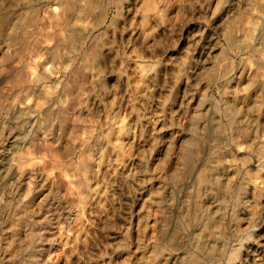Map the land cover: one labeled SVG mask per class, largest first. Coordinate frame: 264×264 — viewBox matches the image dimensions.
<instances>
[{
    "label": "rangeland",
    "instance_id": "rangeland-1",
    "mask_svg": "<svg viewBox=\"0 0 264 264\" xmlns=\"http://www.w3.org/2000/svg\"><path fill=\"white\" fill-rule=\"evenodd\" d=\"M83 1L0 0V264H264V0Z\"/></svg>",
    "mask_w": 264,
    "mask_h": 264
},
{
    "label": "bare ground",
    "instance_id": "bare-ground-1",
    "mask_svg": "<svg viewBox=\"0 0 264 264\" xmlns=\"http://www.w3.org/2000/svg\"><path fill=\"white\" fill-rule=\"evenodd\" d=\"M61 2H60V4H58V6H52L51 8H50V12H52L54 9H56V7L57 8H60L59 10H60V12H61V10H65V11H67L68 9L70 10H72V8H74L73 6L74 5H77L78 4V0H60ZM85 1V0H84ZM83 1V2H84ZM93 1V0H92ZM112 1H116V0H112ZM86 2V1H85ZM88 5H90L92 2H91V0H87V2H86ZM93 3H94V1H93ZM93 3L91 4V7H92V5H93ZM97 3V2H96ZM80 4V3H79ZM114 4V3H113ZM55 7V8H54ZM79 7V6H78ZM75 9V8H74ZM78 9H80V8H78ZM87 9L89 10V8L87 7ZM58 10V11H59ZM56 11V10H55ZM54 12V11H53ZM62 13H63V11H62ZM65 13V12H64ZM31 15V14H30ZM66 15V14H65ZM50 16V15H49ZM51 16H52V14H51ZM74 36V33H73V31L70 33V35L69 36ZM71 41H73V39H71ZM43 90L44 91H46V92H50L51 90H52V86H46V87H44L43 88ZM82 100L83 99H81V101H80V103H79V105H82V104H85V103H87L86 101H84V102H82ZM86 100V99H85ZM19 102V101H18ZM20 102L22 103V104H20V105H23L22 107H28V106H30V103H29V101H21L20 100ZM87 105V104H86ZM85 105V106H86ZM82 106H84V105H82ZM19 107V106H18ZM78 112H80V110L78 111ZM79 115V114H78ZM80 115H81V113H80ZM79 115V116H80ZM77 118V117H76ZM78 127V126H77ZM70 128V127H69ZM88 128V127H87ZM74 129H76L75 127H74ZM79 128H77V130H78ZM91 129V128H90ZM68 130V129H67ZM70 130H71V132H70ZM69 130V134H70V136H73V137H70L71 138V140H72V138H74L75 139V137L76 138H79L78 136H82V135H78L77 136V133H75L76 131L75 130H73V129H70ZM73 130V131H72ZM75 131V132H74ZM81 131H84V130H81ZM92 131V130H91ZM81 133V132H80ZM90 133V132H89ZM11 134V133H10ZM48 134V133H47ZM47 134H45V135H47ZM49 134H51V133H49ZM58 134V133H57ZM79 134V133H78ZM83 134V133H82ZM88 134V133H87ZM85 135V134H84ZM91 135V134H90ZM90 137V136H89ZM83 138H85V139H87L85 136L83 137ZM82 137L80 138V139H82V140H80V141H83L84 139H83ZM51 139H53V137L51 138ZM76 140V139H75ZM52 140H48V138L46 137V136H43V138H41V140L39 141V143L38 144H36V143H31L32 145H31V147L33 146V148H35V150H36V148L37 149H39V147L38 146H41L40 148H43V149H40V152H46V154H47V152H48V155H50V161L54 164V166H56L57 168H55V169H57V170H59L60 169V171H59V175H61V173L63 172V163L62 162H60V161H58L57 159H56V157L58 158V153H53L54 151H52V150H55L54 148V145H51V142ZM55 141H56V139H55ZM55 143V142H54ZM83 143V142H82ZM81 143V144H82ZM53 144V143H52ZM73 144V143H72ZM20 145V144H19ZM70 145V144H69ZM58 146V145H57ZM68 146V145H67ZM18 147V146H17ZM54 147V148H53ZM71 147V146H70ZM73 147V146H72ZM19 148H21V147H19ZM32 148V149H33ZM59 148V147H58ZM75 148V147H74ZM73 148V149H74ZM29 149V148H28ZM34 149H33V151H35ZM42 150V151H41ZM45 150V151H44ZM66 150V149H65ZM31 151V150H30ZM36 151H38V150H36ZM51 151V152H50ZM57 151V150H56ZM72 151V150H71ZM28 152V151H27ZM25 153V152H24ZM43 153H41V162H45V158L47 159L49 156L48 155H46L45 153L43 154ZM50 153V154H49ZM52 153V154H51ZM71 153V152H70ZM22 154V153H21ZM27 154V153H26ZM31 154V153H30ZM29 154V152H28V155H30ZM53 154H55V155H53ZM78 154V153H77ZM87 154V153H86ZM80 155V154H79ZM25 156V155H24ZM78 157V156H77ZM19 158V157H18ZM62 158V157H61ZM84 158H86V157H83L82 159H84ZM90 158V157H89ZM79 159H80V157H79ZM78 159V160H79ZM39 160V159H38ZM60 160H62V159H60ZM21 163H23V165H24V163L25 162H23L24 161V159L22 160L21 159ZM26 161V160H25ZM28 161V160H27ZM49 161V160H48ZM47 161V162H48ZM18 162V161H17ZM40 162V161H39ZM72 162V161H71ZM80 162V168H79V166H76V167H78L79 169H81V171H82V175L81 174H78V176H77V178L75 177V179L76 180H78V177H79V175H81V176H86L87 177V175H86V172H87V167H88V163H86L87 162V160H86V162H85V159L84 160H81V161H79ZM69 163V161L67 162V164ZM75 163V162H74ZM43 164V163H42ZM65 164V163H64ZM66 164V165H67ZM21 165V164H20ZM30 165V164H29ZM75 165H77V164H75ZM71 165H69V167H70ZM25 167H27V166H25ZM89 168V167H88ZM54 169V170H55ZM79 169H78V171H79ZM81 171H80V173H81ZM77 172V171H76ZM63 174H65V173H63ZM52 175V174H51ZM54 175V174H53ZM66 175V174H65ZM60 177H62V176H60ZM63 178V177H62ZM61 178V179H62ZM66 178H68V177H66ZM72 179V178H71ZM71 179H68V180H71ZM67 180V181H68ZM80 180V179H79ZM79 180H78V182H79ZM81 180H83V179H81ZM80 180V181H81ZM65 181V180H64ZM63 181V182H64ZM84 182V181H83ZM65 183H67V185L69 184V183H73V179H72V182L71 181H69V182H65ZM71 185V184H70ZM69 186V185H68ZM70 187V186H69ZM82 187H83V185H82ZM81 187V188H82ZM67 188V187H66ZM78 190V189H77ZM81 190V189H80ZM85 190V189H84ZM71 192V191H70ZM82 193V192H81ZM80 192H79V195L81 194ZM78 195V196H79Z\"/></svg>",
    "mask_w": 264,
    "mask_h": 264
}]
</instances>
